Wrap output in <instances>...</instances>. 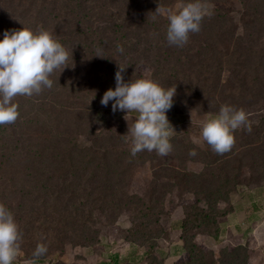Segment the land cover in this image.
<instances>
[{"label":"rangeland","instance_id":"obj_1","mask_svg":"<svg viewBox=\"0 0 264 264\" xmlns=\"http://www.w3.org/2000/svg\"><path fill=\"white\" fill-rule=\"evenodd\" d=\"M187 2L0 0V40L6 30H46L75 65L56 71L51 89L16 97L19 118L0 126V203L22 233L13 264H147L154 246L155 260L189 264L178 239L195 203L221 231L199 232L191 264H264V0H204L200 31L170 46L167 14ZM118 65L125 82L176 86L168 155L132 156L127 132L138 114L127 121L111 101L101 105ZM224 104L243 109L251 131L236 130L234 147L217 154L201 125ZM157 221L126 242V229ZM38 244L47 252L34 257Z\"/></svg>","mask_w":264,"mask_h":264},{"label":"clouds","instance_id":"obj_2","mask_svg":"<svg viewBox=\"0 0 264 264\" xmlns=\"http://www.w3.org/2000/svg\"><path fill=\"white\" fill-rule=\"evenodd\" d=\"M161 9L157 7L155 13ZM210 15L204 0H189L176 12L167 14L168 45L184 47L190 34L198 33L202 21ZM156 17L154 16L153 19ZM0 40V126L10 125L19 118L18 96L32 97L51 89L50 77L69 66L70 54L52 33L46 30L34 32L31 29L6 30ZM117 51L123 47L117 45ZM95 57L105 58L103 50L97 49ZM71 59L72 53H71ZM125 67L118 65L115 73L116 87L108 89L100 103L107 107L112 102V111L125 112L128 121L130 113H137L135 122L128 126L131 134V155L142 151H155L166 156L172 151L170 138L174 132L167 112L173 107L176 86L165 89L150 79L125 82ZM251 131L249 116L243 109L224 104L218 114L201 125V137L214 152L224 154L235 144L236 130ZM190 155H195L192 151ZM22 233L14 214L0 203V264H13L20 253ZM47 252L43 244H38L33 256L40 257Z\"/></svg>","mask_w":264,"mask_h":264},{"label":"trees","instance_id":"obj_3","mask_svg":"<svg viewBox=\"0 0 264 264\" xmlns=\"http://www.w3.org/2000/svg\"><path fill=\"white\" fill-rule=\"evenodd\" d=\"M110 2H113V0H110ZM256 92V91H254ZM189 210L190 212H185L182 214L181 220V227H180V237L179 241L182 242L184 250L186 251V254L188 255L189 264L193 261V253L197 247L194 245V239L197 235H199V232L209 233L210 236H213L214 238H218L221 231V225L219 224V219L215 213H211V211H207L204 208H202L199 204L195 203L193 204ZM223 210H218V214L220 216H226V212H222ZM160 215H163L160 213ZM157 225H159L158 221L154 225H148L144 222H137L132 227L126 229L127 235L130 236L127 238V243L131 244L132 237L137 235L139 232L143 233L144 235H150L154 232ZM177 230V229H176ZM173 232H170L168 234V238L170 240H173L174 237H171ZM155 246L149 247L144 252L147 257H151L148 259L147 264H166L164 259H160L159 261L155 260L154 254H155ZM199 251V250H198ZM200 253L203 254L204 252L200 250ZM195 260V259H194ZM106 264H111L112 262L106 261Z\"/></svg>","mask_w":264,"mask_h":264}]
</instances>
